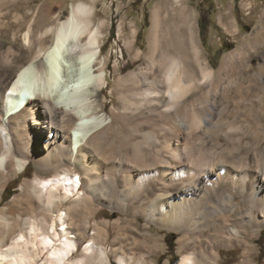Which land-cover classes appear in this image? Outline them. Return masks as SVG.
Wrapping results in <instances>:
<instances>
[{
	"label": "bare ground",
	"instance_id": "6f19581e",
	"mask_svg": "<svg viewBox=\"0 0 264 264\" xmlns=\"http://www.w3.org/2000/svg\"><path fill=\"white\" fill-rule=\"evenodd\" d=\"M151 13L146 61L115 80L118 109L101 96L107 63L96 54L105 22L93 24L92 3L72 4L36 41L26 32L29 55L38 46L27 59L12 47L1 54L0 68L13 69L0 75L8 143L0 184L30 160L53 174L20 184L19 228L0 215V264H108L96 236L75 254L73 222L86 223L97 207L182 232L179 264H202L201 235L228 240L264 227V60L253 75L237 72L233 63L245 51L235 48L214 69L185 0ZM256 34L254 46L264 27ZM131 36L130 45L135 30Z\"/></svg>",
	"mask_w": 264,
	"mask_h": 264
},
{
	"label": "rangeland",
	"instance_id": "374dc122",
	"mask_svg": "<svg viewBox=\"0 0 264 264\" xmlns=\"http://www.w3.org/2000/svg\"><path fill=\"white\" fill-rule=\"evenodd\" d=\"M78 1L93 4V24L100 20L105 22L96 54L107 63V80L101 84L104 88L101 96H104L108 109H118L115 80L146 61L143 54L147 51L151 12L157 5L170 0H0V57L8 47H12L22 58L27 59L38 46L34 45L29 55L25 33L29 31L31 39L36 41L39 32L48 26L57 25L68 15L71 5ZM185 1L189 9L195 11L196 30L203 56L212 68L219 67L226 53L243 48L245 53L233 63V70L244 71L249 75L261 70L264 38H258L256 46L252 40L257 38L256 31L264 27V0ZM132 30H135V37L134 43L130 45ZM52 37L50 33L44 35L43 44H48ZM79 48L75 47L72 52L79 51ZM138 49L141 50V56L135 58ZM12 69L3 71L0 68L1 78L8 76ZM61 78L64 80L65 76ZM4 134L0 116V153L8 146ZM39 172L36 164L30 160L20 173L0 184V215L15 221L14 229L19 228V221H16L18 215L21 213L23 217L25 214L26 205L20 184L36 174L40 177L53 174L52 171ZM94 210H88L95 215L89 217L86 223L78 217L73 222L78 249L76 255L89 243L91 236H96L97 244L105 248L108 264H120L121 258L126 259L127 264H134L135 260L141 264H173L175 257V264H179L186 252L180 248L184 235L182 232L168 230L154 223L146 226L143 217H138L136 222H128L125 220L126 214L118 210L106 207ZM246 233L228 240L226 235H201L195 241L196 259L202 264H264V227H247Z\"/></svg>",
	"mask_w": 264,
	"mask_h": 264
},
{
	"label": "trees",
	"instance_id": "16d2710c",
	"mask_svg": "<svg viewBox=\"0 0 264 264\" xmlns=\"http://www.w3.org/2000/svg\"><path fill=\"white\" fill-rule=\"evenodd\" d=\"M176 263V257H175V259L173 260V264H175Z\"/></svg>",
	"mask_w": 264,
	"mask_h": 264
}]
</instances>
